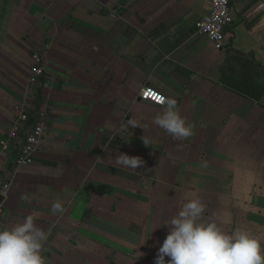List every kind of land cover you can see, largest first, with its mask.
Instances as JSON below:
<instances>
[{
	"label": "crops",
	"instance_id": "0c3cea01",
	"mask_svg": "<svg viewBox=\"0 0 264 264\" xmlns=\"http://www.w3.org/2000/svg\"><path fill=\"white\" fill-rule=\"evenodd\" d=\"M210 11L211 0H0V140L21 110L33 123L48 114L33 164L0 147V230L35 214L46 264H154L162 226L200 199L202 221L264 240V0L232 4L228 49L243 55L197 35ZM145 86L177 101L191 137L153 123L164 106L139 98Z\"/></svg>",
	"mask_w": 264,
	"mask_h": 264
},
{
	"label": "clouds",
	"instance_id": "9594fccd",
	"mask_svg": "<svg viewBox=\"0 0 264 264\" xmlns=\"http://www.w3.org/2000/svg\"><path fill=\"white\" fill-rule=\"evenodd\" d=\"M162 104L163 111L153 123L174 139L191 137L194 126L181 115L177 101L168 97ZM116 159L129 168L144 164L141 158L127 154ZM51 210L60 213L64 206L56 200ZM204 210L200 199H191L162 226L168 228V234L158 248L154 264H264V240L246 229L229 233L216 221H202ZM47 238L36 224L35 214L27 215L14 226L0 230V264H46L42 250Z\"/></svg>",
	"mask_w": 264,
	"mask_h": 264
},
{
	"label": "built area",
	"instance_id": "2783aa9c",
	"mask_svg": "<svg viewBox=\"0 0 264 264\" xmlns=\"http://www.w3.org/2000/svg\"><path fill=\"white\" fill-rule=\"evenodd\" d=\"M235 0H211V11L203 16L196 25L197 35L205 36L211 40L219 51L228 50L230 47L229 29L234 24L232 15V4ZM46 78L44 60L40 53L32 55L31 79L32 85H39L41 80ZM139 98L152 102L159 106L167 98L152 88L143 87L139 92ZM47 112L40 115L37 122H32L26 111L21 110L12 124L8 136L0 140V147L4 156L14 155L15 164L31 165L42 144L47 127ZM11 190V183H5L0 194L4 200Z\"/></svg>",
	"mask_w": 264,
	"mask_h": 264
},
{
	"label": "water",
	"instance_id": "95a60500",
	"mask_svg": "<svg viewBox=\"0 0 264 264\" xmlns=\"http://www.w3.org/2000/svg\"><path fill=\"white\" fill-rule=\"evenodd\" d=\"M237 54V55H243L242 53H240L239 51L235 50V49H228L227 50V54ZM4 201V197L0 194V205L2 204V202Z\"/></svg>",
	"mask_w": 264,
	"mask_h": 264
},
{
	"label": "rangeland",
	"instance_id": "374dc122",
	"mask_svg": "<svg viewBox=\"0 0 264 264\" xmlns=\"http://www.w3.org/2000/svg\"><path fill=\"white\" fill-rule=\"evenodd\" d=\"M31 84V83H30ZM36 86V85H35ZM27 114H28V112H27Z\"/></svg>",
	"mask_w": 264,
	"mask_h": 264
}]
</instances>
